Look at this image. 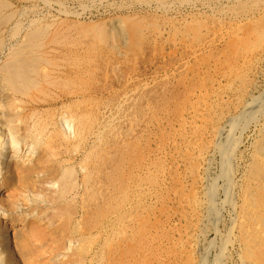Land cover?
I'll return each instance as SVG.
<instances>
[{
  "label": "rangeland",
  "instance_id": "rangeland-1",
  "mask_svg": "<svg viewBox=\"0 0 264 264\" xmlns=\"http://www.w3.org/2000/svg\"><path fill=\"white\" fill-rule=\"evenodd\" d=\"M0 2V5H4V9H6L4 10L2 6L0 9V38H2V40L0 39V42H2L0 43L2 44L0 46L2 47L0 48V66L11 45L23 40V36L29 28L37 26L40 31H43V34L39 37L40 43L34 50V54L40 58L41 62L36 63L34 73L32 72L31 75L32 78L36 77L35 80L39 84H37L38 88L30 87L28 88L30 91H23V94L22 92L11 93L8 100L6 98L3 99V102L0 101V116L3 114L0 120L7 117L10 120L11 127L19 136H23L24 127L31 123L32 119L36 122L35 126H41L43 129L44 145L42 144V149H44L43 151L41 149V157L44 160H42L43 163L41 161V164L49 170V174L43 172L44 175L40 173V177L30 179V184L27 183V185H30H28L27 191L37 195L39 192L41 195L39 198L42 199L41 205L47 208L53 194L52 189L48 188L46 183L48 184L50 180L55 178L53 177L54 173L58 174L69 166H72L73 171L76 172L73 178L74 184L78 188L75 185L74 199L72 200L71 197L68 203L63 204L62 209L67 206L64 209L65 212L61 208H56V210L52 208L55 212H52L49 207V209H44L43 212L46 213L43 218H45V215L47 218L41 221V225L47 224L44 227H49L55 220L59 224L66 219L70 229L76 225V229L79 228L78 230L83 233L85 238L82 240L81 246L80 242L76 243L73 247L76 249L73 251L76 253L75 258L83 254L82 256L85 257L84 264H97V262L98 264H154V262L155 264H235L232 260L215 262L217 246L219 245L216 232L221 231L223 220L216 223L213 217H209V220L205 222L206 227L201 224L198 225L199 211L197 203L200 198L198 195L201 193L199 186H201L202 165L208 166L209 176L212 178L211 180H214L210 182L207 188L215 189L219 183L221 185V180L218 178L221 174L219 170L223 167L220 154L221 147L226 146L227 142L231 140L236 141L241 144L238 145L235 151V158H240L241 162L237 159L240 169L235 175L239 178L243 174L242 169L244 167L249 169L253 166L254 160L251 159L252 144H259L264 136V110L262 112L263 118L258 123L248 124L245 127L247 130L245 128L241 131L235 129L243 121L242 118L240 119L242 109L239 107L247 101L264 100V94H262L264 93V40L263 42L260 40L262 42H259L260 44L254 40L255 34L258 35L264 31L262 30L264 29V0H0ZM5 4H8L9 7L6 8ZM5 13L6 15L8 13L13 14L10 15L11 20L6 17ZM1 17L9 19V22L6 19L8 23H5V20ZM262 22L263 26L260 28ZM9 36L14 38L12 39ZM51 37L54 39L52 40ZM61 37L63 38L61 39ZM97 38H101L102 41L98 39L99 42ZM244 38L250 39L245 40ZM253 41L255 42L253 43ZM234 44L235 47H233ZM261 51H263V54ZM245 57L248 59H243ZM74 59L75 61H73ZM50 63L52 66H50ZM223 68L224 73H222ZM85 69L86 71H84ZM0 75L2 74L0 73ZM49 77L57 80V86L52 84L54 88L44 83ZM62 79H65V81ZM239 79L240 81H238ZM2 80L3 78L1 79L0 76V83H2L0 84V90L5 89L10 92L11 87ZM62 83L67 85L64 86ZM41 85L42 87H40ZM186 86L189 88L187 89ZM36 90L37 92L39 90L40 94L35 92ZM40 91L44 95H41ZM216 93L221 95L216 97ZM134 99H136V102ZM206 112L208 113L206 114ZM62 115L73 116L74 119H78L77 121L74 120L71 125L70 133H74L68 135L66 133L64 136L61 128L59 129L58 120ZM233 117L239 118V123L236 120L234 124L230 123L234 119ZM262 125L263 127H261ZM227 128L229 131H227ZM220 129H223L221 137H217V132ZM260 129L262 130L259 131ZM96 130H99L100 137L98 136V138L91 135ZM202 135L203 137H201ZM239 138L240 141H238ZM156 141L158 143H155ZM21 144L20 150L24 151L26 149L23 148L24 143ZM248 146L249 148H247ZM90 147L94 148L95 151L94 149L91 150ZM109 149L110 151H108ZM87 151H94V153L89 152L92 153L91 156ZM186 153L188 154L187 157ZM37 154L38 152L32 153L33 159ZM204 154L205 156H203ZM85 156H87V159L89 156L90 158L87 160ZM93 158L95 159L93 160ZM76 165H84L88 170L86 169L85 172L80 173L77 170L79 167ZM84 174L85 177L88 175L85 179H83ZM97 184L98 186H96ZM84 185L88 186L85 187ZM30 188H32V191ZM193 189L194 191H192ZM101 196L104 197L101 198ZM218 196L221 197V195ZM218 196L216 195V197ZM86 197L88 198L86 199ZM150 198L154 199L151 200ZM83 200L87 203L84 204ZM44 202H47V204ZM115 210L117 211L115 212ZM113 216L114 218H112ZM194 221L196 223H193ZM211 222L213 223L211 224ZM102 228L105 229L102 230ZM201 230L205 231V238L200 236ZM86 238H90V242ZM51 242L56 247V242ZM89 243L91 244L89 245ZM106 244L109 247L111 246L110 249L107 248ZM52 245L51 248H53ZM39 253L36 252L38 256L31 255L37 256L35 258L31 257L35 264L38 260L44 261L45 259V264L53 260L52 256L54 255L43 254L42 256ZM97 260H101L100 263ZM51 261L49 264H54V261ZM38 264H43V262H38Z\"/></svg>",
  "mask_w": 264,
  "mask_h": 264
},
{
  "label": "bare ground",
  "instance_id": "bare-ground-1",
  "mask_svg": "<svg viewBox=\"0 0 264 264\" xmlns=\"http://www.w3.org/2000/svg\"><path fill=\"white\" fill-rule=\"evenodd\" d=\"M2 2V1H1ZM0 2V3H1ZM5 3V2H4ZM6 8L9 7L8 4H5ZM8 5V6H7ZM1 6L3 7L4 5H0V9ZM5 7H3L4 9ZM26 9V8H25ZM24 9V10H25ZM6 10V9H4ZM16 10V9H14ZM11 12V11H10ZM28 13V12H27ZM6 15V13H5ZM8 15V16H7ZM6 17L10 18V15L13 14H7ZM37 16V14H36ZM4 17V15H3ZM1 17V18H3ZM14 17V16H11ZM23 18V17H22ZM5 20V23L9 22V19L7 18H3ZM7 19V20H6ZM35 19V18H32ZM11 20V18H10ZM36 20V19H35ZM34 20V21H35ZM262 20V19H261ZM264 20V19H263ZM262 20V21H263ZM19 21V20H18ZM17 21V22H18ZM72 21V20H71ZM89 21V20H88ZM91 21V20H90ZM1 22V21H0ZM4 22V21H2ZM7 22V23H8ZM36 22V21H35ZM34 22V23H35ZM119 22V21H118ZM3 23V24H5ZM90 23V22H89ZM31 25V23H29ZM87 24V23H86ZM261 24V23H260ZM1 25V24H0ZM36 25V24H35ZM53 25V24H51ZM40 26V25H38ZM112 26V25H111ZM263 26V22L262 25ZM19 27V26H17ZM57 27V26H56ZM136 27V26H135ZM28 25H27V29H28ZM138 28V27H137ZM264 28V26H263ZM17 29V28H16ZM26 29V30H27ZM87 29V28H86ZM101 29V28H99ZM258 29V28H257ZM7 30V29H6ZM12 30V29H11ZM15 30V29H14ZM44 30V29H43ZM136 30V29H135ZM264 30V29H262ZM18 31V30H16ZM90 31V30H89ZM88 31V32H89ZM257 31V30H254ZM1 32V31H0ZM43 31H40V28L37 26H32L31 28H29L27 30V32L25 33V36L23 40L14 43L11 45V47L8 50V53L4 56L1 66H0V73L2 75L1 79L3 78V80L5 81L4 83L7 85H9L10 88V92L6 91L5 89H2L3 91L0 90V101L3 102V99L8 100V97L11 95V93H17V92H22L23 91H30V89L28 90V88L30 87H37L38 88V82H36L35 78H32V74L34 73L33 71L35 70V65L38 61H40V58L34 54V50L36 48V46L40 43L39 41V37L43 34ZM45 32V31H44ZM56 32V31H55ZM58 32V31H57ZM91 32V31H90ZM89 32V33H90ZM93 32V31H92ZM97 32V30H96ZM100 32V31H99ZM252 32V31H251ZM258 32V31H257ZM17 33V32H14ZM84 33V32H82ZM98 34V33H97ZM102 34V33H101ZM246 34V33H245ZM248 34V32H247ZM251 34V33H250ZM13 35V34H11ZM18 35V34H17ZM55 36V35H54ZM106 36V35H105ZM245 36V35H243ZM10 37V36H9ZM7 38V37H6ZM12 38V37H10ZM14 38V37H13ZM12 38V39H13ZM19 38V37H18ZM63 37H61L62 39ZM66 38V37H65ZM252 38V37H251ZM2 40V38H0ZM22 39V37H21ZM50 39V38H48ZM52 39V37H51ZM54 39V38H53ZM52 39V40H53ZM99 38H97L98 40ZM237 39L239 40V38L237 37ZM243 39V37H242ZM245 39V38H244ZM250 39V38H249ZM249 39H245V40H249ZM253 39V38H252ZM11 40V39H10ZM65 40V39H64ZM101 40V38L99 39ZM98 40V41H99ZM236 40V39H235ZM243 40L244 43H246V41ZM254 40L256 41V43H259L260 40L263 42L264 40V31H262L260 34H255L254 35ZM102 41V40H101ZM241 41V40H240ZM251 41V40H250ZM253 41V43L255 42ZM5 42V41H4ZM16 42V41H15ZM57 42V41H56ZM100 42V41H99ZM260 42V43H262ZM2 43V42H0ZM6 43V42H5ZM91 43V42H90ZM98 43V42H97ZM241 43V42H240ZM248 43V41H247ZM252 43V42H251ZM259 43V44H260ZM8 44V43H7ZM44 44V43H43ZM48 44V43H47ZM52 44V43H51ZM58 44V42H57ZM110 44V43H109ZM224 44V43H223ZM231 44V43H229ZM249 44V43H248ZM2 44H0L1 46ZM62 45V44H60ZM242 45V44H241ZM42 46V45H41ZM46 46V45H45ZM109 46V45H108ZM112 46V45H111ZM233 46V45H232ZM238 46V45H237ZM236 46V48H237ZM40 47V46H39ZM229 47V46H228ZM235 47V44L234 46ZM258 47V46H257ZM2 48V47H0ZM250 48V47H249ZM7 49V47H6ZM40 49V48H39ZM256 49V48H255ZM222 50V49H221ZM225 50V49H224ZM230 50V49H229ZM235 50V49H234ZM233 50V51H234ZM264 50V49H263ZM48 51V50H47ZM53 51V48H52ZM55 51V50H54ZM95 51V50H93ZM109 51V50H108ZM2 52V50H1ZM111 52V51H110ZM223 52V51H222ZM221 52V53H222ZM227 52V51H226ZM244 52V51H243ZM263 51H261L262 53ZM259 54V52H257ZM260 53V54H261ZM40 54V53H39ZM104 54V53H103ZM111 55V53H109ZM246 54V53H245ZM263 54V53H262ZM1 55V54H0ZM48 55V53H47ZM88 55V54H87ZM223 55V54H222ZM221 55V56H222ZM228 56V55H227ZM241 56V55H239ZM244 56V54H243ZM252 56V55H251ZM104 57V56H103ZM249 57V55H248ZM258 57V56H257ZM262 57V55H261ZM84 58V57H83ZM86 58V57H85ZM89 58V57H88ZM92 58V57H91ZM247 57L243 58L246 60ZM250 58V57H249ZM48 59V58H47ZM80 59V58H77ZM103 59V58H102ZM221 59V58H220ZM236 59V58H235ZM248 59V58H247ZM252 59V58H251ZM250 59V60H251ZM44 60V59H43ZM81 60V59H80ZM79 60V61H80ZM241 60V59H240ZM255 60V59H253ZM46 61V59H45ZM49 61H51L49 59ZM75 61V59L73 60ZM219 61V60H217ZM230 61V59H229ZM236 61V60H235ZM252 61V60H251ZM41 62V61H40ZM43 62V61H42ZM53 62V61H51ZM105 62V61H104ZM245 62V61H244ZM79 63V62H77ZM84 63V62H83ZM216 63V62H215ZM235 63V62H233ZM239 63V62H238ZM242 63V62H241ZM240 63V64H241ZM47 64V63H46ZM56 64V63H55ZM54 64V65H55ZM221 64V63H220ZM236 64V63H235ZM244 64V63H243ZM251 64V63H250ZM53 65V66H54ZM73 65V64H72ZM113 65V64H111ZM234 65V64H233ZM249 65V64H248ZM50 66L51 63H50ZM82 66V65H81ZM220 66V65H219ZM218 66V67H219ZM240 66V65H239ZM244 66V65H243ZM42 67V66H41ZM70 67V66H69ZM91 67V66H90ZM230 67V66H228ZM56 68V67H54ZM82 68V67H81ZM211 68V67H210ZM233 68V67H232ZM235 68V67H234ZM238 68V67H237ZM40 69V68H39ZM78 69V68H77ZM95 69V68H94ZM113 69V68H112ZM41 70V69H40ZM47 70V69H46ZM50 70V69H49ZM74 70V69H73ZM108 70V69H107ZM214 70V69H212ZM218 70V69H217ZM215 70V71H217ZM228 70V69H225ZM232 70V69H231ZM230 70V71H231ZM38 71V70H37ZM86 71V69L84 70ZM185 71V70H184ZM33 72V73H32ZM40 72V71H39ZM37 72V73H39ZM50 72V71H49ZM201 72V71H200ZM220 72V71H219ZM222 72V71H221ZM42 73V72H41ZM88 73V72H87ZM92 73V71H91ZM103 73V72H102ZM107 73V72H106ZM112 73V72H111ZM217 73V72H216ZM224 73V68H223V72ZM236 73V72H235ZM239 73V70H238ZM237 73V74H238ZM67 74V73H65ZM95 74V72H94ZM105 74V73H104ZM167 74V73H166ZM230 74V73H229ZM241 74V73H240ZM239 74V75H240ZM39 75V74H38ZM44 75V74H43ZM63 75V74H62ZM69 75V74H68ZM98 75V74H97ZM103 75V74H102ZM228 75V74H227ZM41 76V75H40ZM39 76V77H40ZM45 76V75H44ZM43 76V77H44ZM47 76V74H46ZM58 76V75H57ZM56 76V77H57ZM77 76V75H76ZM94 76V75H93ZM107 76V75H106ZM168 76V75H167ZM196 76V75H194ZM200 76V75H199ZM219 76V75H218ZM54 77V76H53ZM67 77V76H66ZM71 77V74H70ZM74 77V76H73ZM234 77V75H233ZM61 78V77H60ZM108 78V76H107ZM226 78V77H225ZM245 78V77H244ZM46 79V78H45ZM58 79V78H56ZM224 79V78H223ZM232 79V78H231ZM238 79V77H237ZM236 79V81H237ZM2 80V81H3ZM59 80V79H58ZM65 81V79H62ZM168 80V79H167ZM226 80V79H225ZM235 80V79H234ZM44 81V80H42ZM56 81L55 79L49 77V79L46 81H44L45 85L49 84L51 85L52 88L53 85H56ZM61 81V80H60ZM75 81V80H74ZM173 81H174V77H173ZM189 81V80H188ZM193 82V80H191ZM240 81V79L238 80ZM242 81V80H241ZM63 82V81H62ZM73 82V81H72ZM191 82V84H192ZM231 82V81H230ZM229 82V83H230ZM40 83V82H39ZM197 83V82H196ZM214 83V82H213ZM228 83V84H229ZM232 83V82H231ZM236 83V82H235ZM234 83V84H235ZM2 84V83H0ZM38 84V85H37ZM58 84V83H57ZM63 84V83H62ZM184 84V83H183ZM226 84V83H225ZM239 84V83H238ZM240 84H242L240 82ZM64 86L65 83L63 84ZM62 85V86H63ZM162 85V84H161ZM182 85V84H181ZM227 85V84H226ZM57 86V85H56ZM60 86V85H59ZM190 86V85H189ZM195 86V84H194ZM210 86V85H209ZM223 86V85H222ZM231 86V85H230ZM235 86V85H234ZM233 86V87H234ZM7 87V86H6ZM42 87V85L40 86ZM208 87V86H207ZM215 87V86H214ZM227 87V86H226ZM242 87V85H241ZM4 88V87H3ZM56 88V87H55ZM170 88V87H168ZM182 88V87H181ZM185 88V86H184ZM183 88V89H184ZM186 88L188 89L189 87L186 86ZM205 88V87H204ZM211 88V87H210ZM221 88V87H220ZM236 88V87H235ZM240 88V87H238ZM243 88V87H242ZM245 88V87H244ZM264 88V87H263ZM45 89V88H44ZM162 89V88H161ZM191 89L193 90V88L191 87ZM207 89V88H206ZM205 89V90H206ZM217 89V88H216ZM227 89V88H226ZM40 90V88H39ZM39 90L37 92V90L35 92L39 93ZM57 90V89H56ZM186 90V89H185ZM213 90V89H212ZM229 90H231L229 88ZM245 90V89H244ZM243 90V91H244ZM42 91V90H41ZM40 91V92H41ZM197 91V90H196ZM218 91V89H217ZM222 91V90H221ZM226 91V90H225ZM233 91V90H231ZM264 91V90H263ZM209 92V91H208ZM42 93V92H41ZM53 93V92H51ZM211 93V92H210ZM219 93V92H218ZM223 93V92H222ZM236 93V92H235ZM244 93V92H243ZM251 93V92H250ZM249 93V94H250ZM40 94V93H39ZM180 94V93H179ZM201 94V93H200ZM208 94V93H207ZM205 94V95H207ZM224 94V93H223ZM253 94V93H252ZM264 94V93H262ZM25 95V94H24ZM33 95V94H32ZM41 95H44V93H42ZM159 95V94H158ZM197 95V94H196ZM204 95V96H205ZM213 95V93H212ZM215 95V94H214ZM221 94H217L216 93V97L220 96ZM226 95V94H225ZM237 95V94H236ZM256 95V94H255ZM26 96V95H25ZM46 96V95H45ZM189 96V95H188ZM198 96V95H197ZM253 96V95H252ZM261 96V95H260ZM264 96V95H263ZM29 97V96H28ZM38 97V96H37ZM206 97V96H205ZM212 97V96H211ZM233 97V96H232ZM237 97V96H236ZM256 97V96H255ZM34 98H36L34 96ZM120 98V97H119ZM123 98V96H122ZM155 98V97H154ZM158 98V97H157ZM200 98V97H199ZM213 98V97H212ZM220 98V97H218ZM217 98V99H218ZM224 98V97H223ZM249 98V97H248ZM254 98V97H253ZM30 99V97H29ZM37 99V98H36ZM215 99V98H214ZM225 99V98H224ZM251 99V98H249ZM263 99V98H262ZM123 100V99H121ZM136 102V99H134ZM133 100V101H134ZM222 100V98H221ZM237 100V99H236ZM235 100V102H237ZM31 101V100H30ZM44 101V100H43ZM127 102V100H125ZM139 101V100H138ZM146 101V100H145ZM174 101V100H173ZM176 101V100H175ZM180 101V100H179ZM193 101V100H191ZM208 101V100H207ZM212 101V100H210ZM220 101V100H219ZM218 101V102H219ZM241 101V100H240ZM250 101V100H249ZM253 101V100H252ZM130 102V101H129ZM244 102V101H243ZM10 103V102H8ZM23 103V101H22ZM147 103V101H146ZM202 103V102H201ZM215 103V102H214ZM213 103V104H214ZM5 104V103H4ZM212 104V105H213ZM8 105V104H7ZM6 105V106H7ZM124 105H126L124 103ZM153 105V104H152ZM154 105H156L154 103ZM153 105V106H154ZM178 105V104H177ZM199 105V104H198ZM217 105V104H215ZM214 105V106H215ZM220 105V104H219ZM218 105V106H219ZM3 106V105H2ZM1 106V108H2ZM5 106V105H4ZM13 107V105H11ZM120 106V105H119ZM188 106V105H187ZM202 106V105H201ZM206 106V105H205ZM234 106V105H233ZM131 107V106H130ZM194 107V106H193ZM197 107V106H196ZM204 107V106H203ZM207 107V106H206ZM211 107V106H210ZM217 107V106H216ZM16 108V106H15ZM112 108V107H111ZM116 108V107H115ZM166 108V107H165ZM187 108V107H186ZM234 108V107H233ZM237 110V106L235 107ZM241 110L240 113V119L242 118L243 121L242 123L238 126L235 127V129L237 128V131H241V130H245L248 126V124L250 123H258L260 121L262 117V112L264 110V100H257L255 99V102H245L243 103L240 107ZM7 109V108H6ZM5 109V110H6ZM118 109V107H117ZM128 109V108H127ZM130 109V108H129ZM128 109V110H129ZM201 109V108H200ZM203 109V108H202ZM209 109V107H208ZM207 109V110H208ZM211 109V108H210ZM1 110V109H0ZM16 110H18L16 108ZM21 110V109H20ZM162 110V109H161ZM190 110V109H189ZM197 110V109H196ZM213 110V109H212ZM112 111V110H110ZM122 111V110H121ZM120 111V112H121ZM125 111V110H124ZM127 111V110H126ZM139 111V110H138ZM137 111V112H138ZM211 111V110H210ZM235 111V110H234ZM150 112V111H149ZM165 112V111H164ZM178 112V111H177ZM17 113V112H16ZM33 113V112H32ZM35 113V112H34ZM86 113V112H85ZM109 113V112H108ZM128 113V112H127ZM126 113V114H127ZM141 113V112H140ZM145 113V112H144ZM186 113V112H185ZM208 112H206L207 114ZM239 113V112H238ZM79 114V113H78ZM84 114V113H83ZM160 114V113H159ZM210 114V113H209ZM208 114V115H209ZM228 114V113H227ZM226 114V115H227ZM231 114V113H230ZM236 114V113H234ZM3 114H1L2 116ZM19 115V114H18ZM30 115H32L30 113ZM65 115V114H64ZM60 116L58 123H59V129L61 128V131L63 132V135L65 136L66 133L68 134H72L70 133L71 130V125L72 122L74 120H78V119H74L73 116ZM82 116V114H80ZM80 115H78L80 117ZM86 115V114H85ZM115 115V114H113ZM180 115V114H178ZM204 115V114H203ZM0 116V117H1ZM38 116V115H37ZM109 116V114H108ZM121 116V115H120ZM146 116V113H145ZM205 116V115H204ZM230 116V115H229ZM228 116V117H229ZM238 116V115H237ZM84 117V116H83ZM170 117V116H169ZM199 117V116H198ZM202 117V116H201ZM200 117V118H201ZM210 117V116H209ZM212 117V116H211ZM232 117V116H231ZM230 117V118H231ZM5 118V117H4ZM1 119L0 120V264H35L34 260H32V258L37 257L38 255L36 254L39 253L40 255L43 256V254L45 255H54L52 256L54 261V264H84V258L82 255H80L78 258L76 257V253H74V249L76 243L78 244L80 242V246L81 243H83L82 240H84V236L83 233H81L78 229H76V225L75 227H71V229L68 227V220L66 219L63 223H56V220L54 221V223L52 225H49V227H44L41 225V221H44L45 218H43L44 214L46 212H43V210L45 209H49L51 208L52 212L56 210V208L61 210L66 209V207L64 209H62L63 204L65 205L66 203H68L69 200H71L70 198H73V194L76 193V187L78 188V186L76 184H74V178L73 176L74 173L76 174V172L73 171V167L71 169V167L69 168H64L61 172H59L58 174H56V172L53 173V177H55L54 179L50 180L49 177L48 180V184L46 183V185H48L47 187L52 189V198L50 200V203L47 204V202L45 204H47V208L44 207L42 204V199L39 198L41 197V195L38 192L37 194H33L32 192H28L27 191V187L30 184V179L33 178H37L40 177V173L42 174L43 172L48 173L49 174V170H47L46 168H44L43 164H41V161L44 160L41 157L42 154V144H43V132H42V127L41 126H35V121H31V123H29L26 127H24L23 129V136L21 137V135L19 136L18 133H16L13 128L11 127L10 124V120L7 119ZM11 118V117H8ZM14 118V117H12ZM30 118V117H29ZM85 118V117H84ZM117 118V117H114ZM123 118V117H122ZM121 118V119H122ZM190 118V117H189ZM217 118V116H216ZM223 118V117H221ZM220 118V120H221ZM234 118V117H233ZM20 119V118H19ZM80 119V118H79ZM87 119V118H85ZM120 119V117H119ZM147 119V118H146ZM181 119V118H180ZM188 119V118H187ZM239 118H234L232 119V124H234L235 120L238 122ZM29 120V119H28ZM31 120V119H30ZM35 120V119H34ZM88 120V119H87ZM114 120V119H113ZM116 120V119H115ZM169 120V118H168ZM182 120V119H181ZM209 120V119H207ZM211 120V119H210ZM216 120V119H215ZM218 120V119H217ZM24 121V120H22ZM21 121V122H22ZM27 121V120H26ZM40 121V119H39ZM86 121V120H84ZM90 121V120H89ZM141 121V120H140ZM152 121V120H151ZM202 121V119H201ZM214 121V120H212ZM17 122V121H16ZM81 122V121H80ZM163 122V121H162ZM176 122V121H175ZM183 122V121H182ZM181 122V123H182ZM205 122V121H204ZM263 122V121H262ZM11 123H13L11 121ZM76 123V122H75ZM82 123V122H81ZM203 123V122H201ZM225 123V122H224ZM229 123V122H228ZM253 123V124H254ZM22 124V123H21ZM26 125V123H24ZM74 124V123H73ZM84 124V123H82ZM102 124V123H100ZM188 124V122H187ZM204 124V123H203ZM210 124V123H209ZM208 124V125H209ZM227 124V123H226ZM18 125V124H17ZM58 125V124H57ZM176 125V124H175ZM236 125V124H235ZM14 126V125H13ZM16 126V125H15ZM35 126V127H34ZM81 126V125H80ZM103 126V125H102ZM101 126V127H102ZM110 126V125H109ZM145 126V125H144ZM215 126V125H214ZM232 127V125H230ZM48 127V126H46ZM74 127V126H73ZM106 127V126H105ZM104 127V128H105ZM113 127V126H112ZM118 127V126H116ZM122 127V126H121ZM147 127V126H146ZM176 127V126H175ZM216 127V126H215ZM218 127V126H217ZM263 127V125L261 126ZM79 128V127H78ZM88 129V127H86ZM103 128V129H104ZM110 128V127H109ZM220 128V127H219ZM224 128V126H223ZM230 128V127H229ZM245 128V129H244ZM66 129V130H65ZM77 129V128H76ZM121 129V128H120ZM148 129V128H147ZM154 129V128H153ZM191 129V128H190ZM199 129V128H198ZM233 129V127L231 128ZM230 129V130H231ZM234 129V130H235ZM250 129V128H249ZM254 129V128H252ZM73 130V129H72ZM82 130V129H81ZM206 130V128H205ZM214 130V129H213ZM211 130V131H213ZM222 130L220 129L217 132V137H221L222 134ZM233 130V131H234ZM247 130V129H246ZM257 130V129H256ZM262 129H260L259 131H261ZM264 130V129H263ZM59 131V130H58ZM57 131V132H58ZM60 131V132H61ZM75 131V130H73ZM113 131V130H111ZM173 131V130H172ZM180 131V130H179ZM203 131V130H201ZM227 131H229V129L227 128ZM232 131V132H233ZM258 131V132H259ZM208 132V131H207ZM210 132V131H209ZM244 132V131H242ZM241 132V133H242ZM249 132V131H248ZM263 132V131H262ZM104 133V132H103ZM110 133V132H109ZM112 133V132H111ZM115 133V132H114ZM119 133V132H117ZM123 133V132H121ZM182 133V132H181ZM212 133V132H211ZM48 134V133H47ZM59 134V133H58ZM61 134V133H60ZM82 134V133H81ZM101 134V133H100ZM107 134V133H105ZM170 134V133H169ZM237 134V133H236ZM261 134V133H260ZM80 135V133H79ZM91 135L93 137H97L99 136V130H96L94 132L91 133ZM90 135V136H91ZM103 135V134H102ZM109 135V134H108ZM113 135V134H111ZM118 135V134H117ZM116 135V137H117ZM124 135V134H123ZM234 135V134H233ZM246 135V134H245ZM255 135V134H254ZM262 135V134H261ZM60 136V135H59ZM61 136V137H64ZM78 136V135H77ZM105 136V135H104ZM107 136V135H106ZM229 136V135H228ZM248 136V135H247ZM59 137V138H61ZM80 137V136H79ZM100 137V136H99ZM114 137V136H113ZM129 137V136H128ZM155 137V135H154ZM153 137V138H154ZM166 137V136H165ZM174 137V136H173ZM203 137V135L201 136ZM231 137V136H229ZM243 137V136H242ZM257 137V136H256ZM66 138V137H65ZM118 138V137H117ZM131 138V137H130ZM176 138V137H175ZM192 138V137H191ZM216 138V137H215ZM236 138V137H235ZM255 138V137H254ZM260 138V137H258ZM63 139V138H62ZM85 139V138H84ZM93 139V138H92ZM96 139V138H95ZM204 139V138H203ZM227 139V138H226ZM231 139V138H230ZM261 139V138H260ZM52 140V139H49ZM105 141V138L103 139ZM116 140V139H115ZM156 140V139H155ZM168 140V139H167ZM178 140V139H176ZM180 140V139H179ZM237 140V139H236ZM257 140V139H256ZM259 140V139H258ZM257 140V141H258ZM88 141V140H87ZM94 141V140H92ZM99 141V140H98ZM102 141V140H101ZM108 141V140H107ZM119 141V140H118ZM199 141V140H198ZM224 141V140H223ZM240 141V138L239 140ZM100 142V141H99ZM127 142V141H126ZM220 142V141H219ZM219 142H217L218 144H220ZM24 143L23 148L25 147L26 149H24V151L20 150V144ZM155 143H158V141H156ZM224 143V142H223ZM228 143V144H227ZM226 146L221 147V163L223 165L222 169L219 170L221 171V174L218 176V178H220L221 180V185L218 184V186L215 187V189H208L207 186L210 185L212 178H210L209 176V171H208V166L207 165H202V171H201V186L200 187V192L198 196H200L198 203H197V209L199 211V216H198V225L201 224L204 227L205 226V222H207V220H209V217H213L215 222L217 223L218 221L223 220V224H222V229L220 232H216L217 236L216 238L219 241V245L217 246V252H216V260L215 262L218 263V261L221 262V260L223 262H225V260H232L234 261L235 264H264V136L261 140V142H259V144L253 145V150H252V156L251 159L253 158V166L249 169H247V167L243 168L242 170V175H240V177L238 178L235 174L238 172V170L240 169L238 166V160L240 159H236L235 158V151L236 148H238V145L240 143L231 140L230 142H227ZM256 143V142H255ZM254 143V144H255ZM92 144V143H90ZM97 144V143H95ZM104 144V143H103ZM107 144V142H106ZM116 144V143H115ZM171 144V143H170ZM198 144V143H195ZM203 144V143H202ZM217 144V145H218ZM225 144V143H224ZM22 145V144H21ZM26 145V146H25ZM44 145V144H43ZM99 145V143H98ZM119 145V144H118ZM121 145V144H120ZM157 145V144H156ZM200 145V144H199ZM241 145V144H240ZM249 145V144H248ZM97 146V145H96ZM169 146V145H168ZM178 146V145H177ZM197 146V145H196ZM211 146V145H210ZM213 146V145H212ZM250 146V145H249ZM249 146L247 148H249ZM251 146V147H252ZM44 147V146H43ZM95 147V145H94ZM98 147V146H97ZM114 147V146H113ZM121 147V146H120ZM179 147V146H178ZM191 147V146H190ZM195 147V146H193ZM47 148V147H46ZM61 148V147H60ZM96 148V147H95ZM102 148V147H101ZM215 148V147H214ZM42 149V151H41ZM56 149V148H55ZM91 150H93L90 147ZM98 149V148H97ZM100 149V148H99ZM105 149V148H104ZM119 149V148H118ZM193 149V148H192ZM199 149V148H198ZM54 150V149H53ZM87 150V149H86ZM89 150V149H88ZM166 150V148H165ZM168 150V149H167ZM195 150V149H193ZM200 150V149H199ZM84 151V150H82ZM81 151V153H82ZM95 151V149H94ZM94 151H89L94 153ZM97 151V150H96ZM100 151V150H99ZM98 151V152H99ZM102 151V150H101ZM106 151V150H103ZM110 151V149L108 150ZM128 151V150H127ZM170 151V150H169ZM214 151V150H213ZM239 151V150H238ZM249 151V150H248ZM38 152L37 156H35V158L33 159L32 153ZM77 152V151H76ZM79 152V151H78ZM88 152V151H87ZM86 152V153H87ZM88 152V153H89ZM97 152V153H98ZM204 152V151H203ZM52 153V152H51ZM91 153V154H92ZM112 153V152H111ZM178 153V152H177ZM194 153V152H193ZM199 153V152H197ZM206 153V152H205ZM219 153V152H218ZM241 153V150H240ZM74 154V153H73ZM90 154V153H89ZM88 154V155H89ZM90 154V155H91ZM105 154V153H104ZM108 154V153H107ZM216 154V153H215ZM239 154V153H238ZM51 155V154H50ZM86 155V154H85ZM87 155V156H88ZM174 155V154H173ZM187 157V153L185 154ZM198 155V154H197ZM209 155V154H208ZM219 155V154H218ZM241 155V154H239ZM250 155V153H249ZM248 155V156H249ZM55 156V155H54ZM84 156V155H83ZM82 156V157H83ZM85 156V158L87 157ZM92 156V155H91ZM98 156V155H95ZM103 156V155H102ZM168 156V155H166ZM192 156V155H190ZM201 156V155H200ZM205 156V154L203 155ZM207 156V155H206ZM53 157V155H52ZM56 157V156H55ZM146 157V156H145ZM162 157V156H161ZM193 157V156H192ZM238 157V156H237ZM247 157V156H246ZM48 158V157H47ZM90 158V156H89ZM88 158V159H89ZM98 158V157H97ZM96 158V159H97ZM101 158V156H100ZM163 158V157H162ZM184 158V157H183ZM191 158V157H190ZM202 158V157H201ZM199 158V159H201ZM205 158V157H204ZM248 158V157H247ZM83 159V158H82ZM87 159V158H86ZM87 159V160H88ZM92 159V158H91ZM95 158H93L94 160ZM117 159V158H115ZM168 159V158H167ZM194 159V158H193ZM206 159V158H205ZM220 159V157H219ZM63 160V159H62ZM85 160V159H84ZM105 160H106V156H105ZM172 160V159H171ZM82 161V160H81ZM86 161V160H85ZM90 161V160H89ZM98 161V160H97ZM202 161V160H201ZM209 161V160H207ZM215 161V160H214ZM248 161V160H247ZM60 162V161H59ZM67 162V161H66ZM103 162V161H102ZM115 162V161H114ZM178 162V161H177ZM184 162V161H183ZM191 162V161H189ZM205 162V161H204ZM240 162V160H239ZM43 163V161H42ZM81 163V162H79ZM78 163V164H79ZM85 163V162H84ZM89 163V162H88ZM192 163V162H191ZM196 163V162H195ZM194 163V164H195ZM241 163V162H240ZM250 163V162H249ZM86 164V163H85ZM92 164V163H91ZM95 164V163H94ZM197 164V163H196ZM75 165V164H74ZM73 165V166H74ZM81 165V164H79ZM79 172H85L86 171V166L82 165L79 166ZM88 165V164H87ZM98 165V164H96ZM219 165H221L219 163ZM92 166V165H91ZM95 166V165H94ZM100 166V165H99ZM178 166V165H177ZM247 166V165H246ZM88 167V166H87ZM96 167V166H95ZM104 167V166H102ZM111 167V166H110ZM109 167V168H110ZM113 167V165H112ZM194 167V166H193ZM196 167V166H195ZM194 167V168H195ZM56 168V167H55ZM108 168V169H109ZM50 169V168H49ZM76 169V168H75ZM99 169V168H98ZM105 169V168H104ZM151 169V168H150ZM184 169V168H183ZM58 170V169H57ZM88 170V169H87ZM178 170V169H177ZM185 170V169H184ZM194 170V169H192ZM191 170V171H192ZM92 171V170H91ZM95 171V170H94ZM99 171V170H98ZM138 171V170H137ZM166 171V170H165ZM191 171H189L191 173ZM77 172V173H79ZM135 172V171H134ZM88 174V172H86ZM94 173V172H92ZM91 173V174H92ZM97 173V172H96ZM218 173V172H217ZM52 174V171H51ZM90 174V173H89ZM99 174V173H98ZM104 174V173H103ZM199 174V173H198ZM215 174V173H214ZM44 175V173H43ZM95 175V174H94ZM94 175H92V177H94ZM179 175H181L179 173ZM218 175V174H217ZM88 175H86L87 177ZM96 176V175H95ZM137 176V175H136ZM183 176V175H182ZM197 176V175H195ZM194 176V177H195ZM215 176V175H214ZM239 176V175H238ZM85 179V174L83 176ZM193 177V176H192ZM216 177V176H215ZM104 178V177H103ZM47 179V176H46ZM88 179V178H87ZM194 179V178H192ZM197 179L199 180V178L197 177ZM90 180V178H89ZM105 180V179H104ZM170 180V179H169ZM219 180V179H218ZM85 181V180H84ZM88 181V180H87ZM92 181V180H91ZM159 181V180H158ZM196 181V180H195ZM217 182V180H215ZM38 182V181H37ZM46 182V181H45ZM99 182V181H98ZM134 182V181H132ZM184 182V181H183ZM198 182V181H197ZM215 182V183H216ZM27 183H29L27 185ZM35 183V182H34ZM41 183V182H40ZM77 183V182H76ZM87 184V182H85ZM91 183V182H89ZM97 183V182H96ZM193 183V182H192ZM37 184V183H35ZM82 184V182H81ZM94 184V183H93ZM136 184V183H135ZM142 184V183H141ZM195 184V183H194ZM76 185V187H75ZM83 185V184H82ZM89 185V184H88ZM87 185V186H88ZM131 185V184H130ZM177 185V184H176ZM30 186V185H29ZM38 186V185H37ZM41 186V185H40ZM44 186V185H43ZM85 187H87L86 185H84ZM92 186V184H91ZM98 186V184L96 185ZM136 186V185H135ZM186 186V185H185ZM33 187V186H32ZM131 187V186H130ZM197 187V186H196ZM214 187V186H213ZM44 188V187H43ZM133 188V187H132ZM212 188V187H211ZM32 188H30L31 190ZM89 189V188H88ZM109 189V188H108ZM191 189V188H190ZM29 190V189H28ZM34 190V189H33ZM101 190V189H100ZM104 190V189H103ZM197 190V189H196ZM32 191V190H31ZM38 191V190H36ZM84 191V190H83ZM88 191V190H87ZM95 191V190H94ZM157 191V190H156ZM189 191V190H188ZM194 191V189L192 190ZM86 192V190H85ZM90 192V191H89ZM197 192V191H196ZM32 193V194H31ZM163 193V192H162ZM43 194V193H42ZM87 194V193H86ZM85 194V195H86ZM90 194V193H89ZM157 194V193H156ZM198 194V193H197ZM84 195V194H83ZM93 195V194H92ZM96 195V194H95ZM130 195V194H129ZM215 195V196H214ZM216 195H221L216 197ZM97 196V195H96ZM128 196V195H127ZM147 196V195H146ZM151 196V195H150ZM186 196V195H185ZM195 196V194H194ZM193 196V197H194ZM44 197V196H43ZM46 197V196H45ZM83 197V196H82ZM81 197V198H82ZM104 197V196H103ZM101 196V198H103ZM153 197V196H151ZM216 197V200H215ZM88 197H86L87 199ZM139 198V197H137ZM190 198V197H188ZM45 199V198H44ZM50 199V198H49ZM85 199V198H84ZM151 199V198H150ZM154 199V198H153ZM151 199V200H153ZM89 200V199H88ZM128 200V199H127ZM130 200V199H129ZM135 200V199H134ZM197 200V199H196ZM44 201V200H43ZM46 201V199H45ZM157 201V200H156ZM192 201V200H191ZM190 201V204H191ZM49 202V201H48ZM90 202V201H89ZM92 202V201H91ZM90 202V203H91ZM181 202V201H180ZM72 203V202H71ZM83 203H87L84 202ZM82 203V205H83ZM131 203V201H130ZM135 203V202H134ZM176 203V202H175ZM188 204V203H187ZM68 205V204H67ZM81 205V204H80ZM192 205V204H191ZM195 205V204H194ZM43 206V208L40 209V207ZM59 206V207H58ZM69 206V205H68ZM71 206V205H70ZM132 206V205H131ZM137 206V205H136ZM193 206V205H192ZM191 206V207H192ZM49 207V208H48ZM106 207V206H105ZM55 210H53V209ZM96 208V207H95ZM110 208V207H109ZM127 208V207H126ZM140 208V207H139ZM180 208V207H179ZM68 209V208H67ZM70 209V207H69ZM81 209V208H80ZM84 209V208H83ZM177 209V207H176ZM59 210V211H61ZM71 210V209H70ZM75 210V208H74ZM82 210V209H81ZM58 211V212H59ZM66 210H64L65 212ZM72 211V210H71ZM117 210H115L116 212ZM122 211V210H121ZM50 212V211H49ZM63 212V214H64ZM69 213V211H68ZM82 213V212H81ZM114 213V212H113ZM120 213V212H119ZM224 213H225V219H224ZM56 214V213H55ZM61 214V213H60ZM62 214V215H63ZM72 214V213H71ZM166 214V213H165ZM191 214V213H190ZM59 215V214H58ZM65 215V214H64ZM67 215V214H66ZM117 215V214H115ZM150 215V214H149ZM198 215V214H197ZM61 216V215H60ZM74 216V215H73ZM81 216V214H80ZM79 216V217H80ZM189 216V215H188ZM56 217V216H55ZM59 217V216H58ZM57 217V218H58ZM62 217V216H61ZM65 217V216H63ZM77 217V216H76ZM111 217V216H110ZM43 218V219H42ZM69 218V217H68ZM74 218V217H73ZM81 218V217H80ZM108 218V217H107ZM114 218V216L112 217ZM42 219V220H41ZM59 219V218H58ZM62 219V218H61ZM70 219V218H69ZM75 219V218H74ZM105 219V218H104ZM109 219V218H108ZM111 219V218H110ZM181 219V218H180ZM179 219V220H180ZM71 220V219H70ZM69 220V221H70ZM139 220V219H138ZM212 220V219H211ZM52 221V220H51ZM63 221V220H62ZM74 221V220H73ZM79 221V220H78ZM183 221V220H182ZM191 221V220H190ZM58 222V220H57ZM80 222V221H79ZM109 222V220H108ZM141 222V221H140ZM72 223V222H71ZM74 223H76L74 221ZM190 223V222H189ZM193 223H196L195 221ZM213 222H211L212 224ZM98 224V223H97ZM103 224V223H102ZM220 224V223H219ZM131 225V224H130ZM209 225V223H208ZM214 225V224H213ZM72 226V225H71ZM113 226V225H112ZM179 226V225H178ZM177 226V227H178ZM194 226V225H193ZM211 226V225H210ZM209 226V227H210ZM217 226V225H216ZM91 227V226H90ZM99 227V226H98ZM105 227V226H104ZM195 227V226H194ZM48 228V229H47ZM109 228V227H108ZM189 228V227H188ZM196 228V227H195ZM200 228V227H199ZM220 228V227H219ZM97 229V228H96ZM101 229V228H100ZM105 229V228H104ZM102 228V230H104ZM206 229V228H205ZM204 229V230H205ZM81 230V229H80ZM114 230V229H113ZM127 230V229H126ZM208 230V229H207ZM96 231V230H95ZM106 231V230H105ZM103 231V232H105ZM110 231V230H109ZM183 231V230H182ZM199 231V230H198ZM202 231V230H201ZM210 231V230H208ZM101 232V231H100ZM157 232V231H156ZM214 232V231H213ZM89 233V232H88ZM98 233V232H96ZM191 233V232H190ZM87 234V233H85ZM91 234V233H90ZM140 234V233H139ZM195 234V233H194ZM215 234V233H214ZM213 234V235H214ZM88 235V234H87ZM86 235V236H87ZM97 235V234H96ZM205 231L200 234V236L203 238H205ZM95 237V235H93ZM102 236H104V234H102ZM101 236V237H102ZM124 236V235H123ZM184 236V235H183ZM99 237V236H97ZM100 237V238H101ZM118 237V236H117ZM194 237V236H193ZM192 237V238H193ZM199 237V234H198ZM112 238V237H111ZM183 238V237H182ZM201 238V239H202ZM116 239V238H115ZM160 239V238H159ZM197 239V238H196ZM86 240H90L86 238ZM93 241H95L92 238ZM98 240V239H97ZM101 240V239H100ZM56 242V247H54L52 244V242ZM82 241V242H81ZM102 241V240H101ZM123 241V240H122ZM164 241V240H163ZM195 241V239H194ZM90 242V241H89ZM107 242V241H106ZM193 242V240H192ZM209 242V241H208ZM213 242V241H212ZM52 243V244H51ZM100 243V241H99ZM184 243V242H183ZM87 244V243H86ZM91 243H89L90 245ZM97 244V243H96ZM109 245V243H107ZM106 244V246H107ZM130 244V243H129ZM154 244V243H153ZM156 244V243H155ZM168 244V243H167ZM210 244V242H209ZM51 245L53 248H51ZM88 245V244H87ZM135 245V244H134ZM183 246V245H182ZM111 247V246H110ZM109 246H107V248L110 249ZM144 247V246H143ZM169 247V246H168ZM191 247V246H190ZM189 247V248H190ZM78 248V247H77ZM80 248V247H79ZM88 248V247H87ZM90 248V247H89ZM171 248V246H170ZM210 248V247H209ZM212 248V247H211ZM82 249V248H81ZM80 249V250H81ZM101 249V248H100ZM169 249V248H168ZM188 249V248H187ZM108 250V249H107ZM39 251V252H38ZM76 251V250H75ZM86 251V250H85ZM84 251V252H85ZM106 251V250H105ZM74 254H73V253ZM94 252V251H93ZM92 252V253H93ZM143 252V250H142ZM170 252V251H168ZM185 252V251H184ZM101 253V252H100ZM115 253V252H114ZM31 255H37V256H31ZM39 255V257H40ZM89 255V254H88ZM95 255V253H94ZM97 255V254H96ZM41 256V257H42ZM90 256V255H89ZM139 256V255H138ZM173 256V255H172ZM32 257V258H31ZM38 257V258H39ZM88 257V256H87ZM105 257V256H104ZM99 258V257H98ZM180 258V257H179ZM90 259V257H89ZM96 259V257H95ZM103 259V258H102ZM121 259V258H120ZM148 259V258H147ZM171 259V257H170ZM220 259V260H219ZM48 260V259H47ZM88 260V259H87ZM93 260V259H92ZM130 260V259H129ZM152 260V259H151ZM150 260V261H151ZM154 260V259H153ZM214 260V259H213ZM45 261V259H44ZM44 261H36L37 264L38 262H43ZM51 261V260H50ZM50 261L47 263L49 264ZM51 261V262H52ZM86 261V260H85ZM99 261V260H97ZM101 261V260H100ZM99 261V263H100ZM111 261V260H110ZM138 261V260H137ZM192 261V260H191ZM93 262V261H91ZM95 262V261H94ZM134 262V261H133ZM152 262V261H151ZM154 262V261H153ZM170 262V261H169ZM205 262V261H203ZM90 263V262H89ZM102 263V262H101ZM192 263V262H190ZM87 264V263H86ZM98 264V262H97ZM155 264V262H154ZM158 264V263H157ZM160 264V263H159ZM174 264V263H173ZM193 264V263H192ZM205 264V263H204ZM213 264V263H212ZM219 264V263H218ZM223 264V263H222Z\"/></svg>",
  "mask_w": 264,
  "mask_h": 264
}]
</instances>
